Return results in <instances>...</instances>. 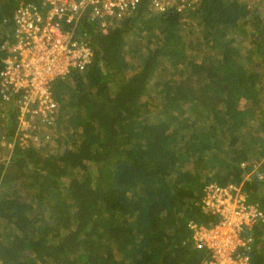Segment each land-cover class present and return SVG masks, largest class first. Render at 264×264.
Returning <instances> with one entry per match:
<instances>
[{"label": "trees", "instance_id": "obj_1", "mask_svg": "<svg viewBox=\"0 0 264 264\" xmlns=\"http://www.w3.org/2000/svg\"><path fill=\"white\" fill-rule=\"evenodd\" d=\"M28 1L0 0V70ZM149 2L107 32L84 17L95 56L53 83L54 139L2 146L0 264H203L188 223L218 220L201 206L208 183L242 184L264 208V164L263 178L242 166L264 157L262 9L202 0L157 14ZM17 115L0 94V142ZM250 233L264 264V223Z\"/></svg>", "mask_w": 264, "mask_h": 264}, {"label": "built area", "instance_id": "obj_2", "mask_svg": "<svg viewBox=\"0 0 264 264\" xmlns=\"http://www.w3.org/2000/svg\"><path fill=\"white\" fill-rule=\"evenodd\" d=\"M202 0H150L148 9L157 14L173 10L185 13ZM247 1V0H246ZM264 13V0H256ZM141 0H38L21 2L14 15L12 40L1 46L5 51L0 70V94L5 104L17 107L13 140H1L14 148L50 144L56 134L59 102L53 83L73 70L82 71L94 60L95 49L88 33L79 25L84 17L107 32L116 21L135 12ZM244 3V2H243ZM252 9L253 3L245 2ZM242 163V166H246ZM260 176H262L260 174ZM205 213L218 220L205 225L188 223L195 247L208 252L203 264H252L249 251L252 227L264 223V208L251 202L242 184L210 182L201 201Z\"/></svg>", "mask_w": 264, "mask_h": 264}, {"label": "rangeland", "instance_id": "obj_3", "mask_svg": "<svg viewBox=\"0 0 264 264\" xmlns=\"http://www.w3.org/2000/svg\"><path fill=\"white\" fill-rule=\"evenodd\" d=\"M242 1L244 3L245 2H249V3H253V4H257L258 3L256 0H247V1L246 0H242ZM249 28H251V27H249ZM249 28H248V30H250ZM184 29L188 33V37L189 38H193L195 40V37H197L199 35V33L193 31L194 29H192L189 25H185ZM237 36H239V35H237ZM239 38H241L240 40L243 39V37H241V36ZM193 53H196V51H194ZM252 64H253V62H252ZM255 67H256L257 70H259L260 73L263 74V77H264V64L262 62V59H259L257 61ZM261 96H262V98L264 100V91L261 93ZM2 146H3V144H2V142H0V155L8 157V155H7V154H9L8 151L3 148L4 146L3 147ZM263 164H264V157L260 158L259 160L257 158H255L254 160L250 161L249 163H246L245 164L246 166H243V167H245V168L249 167L251 169L250 172L247 174V179H251L253 177V174H256L255 172L259 173V171L261 172V175H262V176L259 175V178H263V170H260V167L263 169V167H262Z\"/></svg>", "mask_w": 264, "mask_h": 264}]
</instances>
